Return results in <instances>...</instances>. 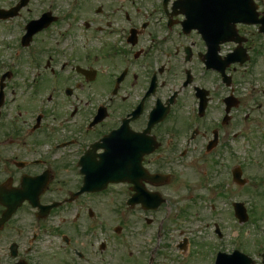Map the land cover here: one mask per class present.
<instances>
[{"label": "flooded vegetation", "instance_id": "flooded-vegetation-1", "mask_svg": "<svg viewBox=\"0 0 264 264\" xmlns=\"http://www.w3.org/2000/svg\"><path fill=\"white\" fill-rule=\"evenodd\" d=\"M90 1L0 18V219L18 205L0 222V264H103L109 206L159 224L163 240L164 204L146 207L174 200L178 170L223 166L236 183L237 169L244 186L238 151L264 149V0ZM116 166L121 179L106 184ZM249 244L222 251L250 256ZM253 251L262 264L264 242Z\"/></svg>", "mask_w": 264, "mask_h": 264}, {"label": "rangeland", "instance_id": "rangeland-1", "mask_svg": "<svg viewBox=\"0 0 264 264\" xmlns=\"http://www.w3.org/2000/svg\"><path fill=\"white\" fill-rule=\"evenodd\" d=\"M28 1V5L23 8V15L19 17L21 21L36 17L42 7L47 6V0ZM8 2L11 1L8 0ZM8 2L0 0V6H7ZM90 2L98 6L104 0ZM56 3L59 8L61 7L59 10L63 12L66 8V0H57ZM68 11L65 10V12ZM75 16L86 18L79 10ZM80 24L81 22L76 27V32L82 35L84 32ZM81 42L83 47L78 51L86 59L88 50L85 45L87 42ZM83 61L88 63L86 60ZM253 134L256 137L261 135V133ZM260 150L251 146L249 149L245 148L244 151H238L240 155L237 154V156H243V160L240 159V161L244 162L250 174L248 183L244 186L234 183L230 175L226 178L227 173L223 166L217 168L219 171L211 167L204 168L205 166H201L200 169H182L183 172L178 170L180 176L177 173L178 176L176 175L170 185L175 198L168 203L170 213L162 228V230L166 228L168 230L164 236L165 239L160 241L164 246H159L160 249L156 250L157 253L154 255L155 264H210L212 248L216 244L219 245L214 234L216 223L225 235L223 241L225 244L221 245L224 248L230 247L232 242L241 240L245 243L250 242L244 247H248L247 250L251 252L248 254L251 256L256 243L264 242V178H261L264 175L263 146ZM237 161L236 158V163ZM204 173L207 174L205 178L201 176ZM223 179H228L229 182H223ZM179 181L181 185L178 184ZM107 194L109 195L106 204L117 205L109 199L113 191ZM234 201H241L246 205L250 216L246 223L240 225L236 223L232 207ZM213 205L217 208L214 212L211 208ZM109 208L106 214L107 249L103 253L98 250L99 253L96 255L104 258L101 262L103 264H143L144 259L150 255L151 247L149 246H155L156 239L160 240L154 235L157 232L156 225L148 224L143 218L141 219L138 213L132 211H127L121 219L116 217L114 207L113 212ZM69 217L68 220H70ZM119 224L122 225V230L117 234L112 228ZM185 237H188L185 249H178V241L184 240ZM80 240L87 243V236L84 235ZM139 258L142 262L138 263ZM54 264H67V262L64 259L61 260L60 254H57Z\"/></svg>", "mask_w": 264, "mask_h": 264}, {"label": "water", "instance_id": "water-1", "mask_svg": "<svg viewBox=\"0 0 264 264\" xmlns=\"http://www.w3.org/2000/svg\"><path fill=\"white\" fill-rule=\"evenodd\" d=\"M0 12L3 11L0 10ZM235 210H236V215L240 218L241 221L246 220L247 218L246 209L243 203H235Z\"/></svg>", "mask_w": 264, "mask_h": 264}]
</instances>
